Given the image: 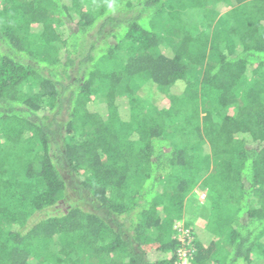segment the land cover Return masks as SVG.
<instances>
[{"label": "trees", "instance_id": "obj_1", "mask_svg": "<svg viewBox=\"0 0 264 264\" xmlns=\"http://www.w3.org/2000/svg\"><path fill=\"white\" fill-rule=\"evenodd\" d=\"M197 187L264 264V0H0V264H173Z\"/></svg>", "mask_w": 264, "mask_h": 264}, {"label": "rangeland", "instance_id": "obj_2", "mask_svg": "<svg viewBox=\"0 0 264 264\" xmlns=\"http://www.w3.org/2000/svg\"><path fill=\"white\" fill-rule=\"evenodd\" d=\"M164 103L167 104V101H165ZM209 202H211L209 192L197 187L187 197L184 203V209L181 213L180 221H183L185 224L187 223L186 225H189V227L192 228L193 232L196 233V238L201 239L202 241L210 239V235L207 232L205 226V220L211 208L210 206L206 208L205 204L210 205ZM62 207L63 206L60 205V208ZM212 214L208 220L210 224H213L214 222L213 220H210L212 218ZM30 222H32V220ZM156 255L158 254H155V256Z\"/></svg>", "mask_w": 264, "mask_h": 264}, {"label": "built area", "instance_id": "obj_3", "mask_svg": "<svg viewBox=\"0 0 264 264\" xmlns=\"http://www.w3.org/2000/svg\"><path fill=\"white\" fill-rule=\"evenodd\" d=\"M204 197V196H203ZM174 239L178 242L175 251V261L173 264H190V258L194 253L193 249V230L186 226L183 221H177L173 225Z\"/></svg>", "mask_w": 264, "mask_h": 264}]
</instances>
